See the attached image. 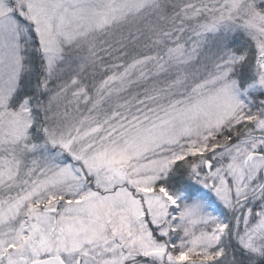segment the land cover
Wrapping results in <instances>:
<instances>
[{
	"label": "snow or ice",
	"instance_id": "6c2138e0",
	"mask_svg": "<svg viewBox=\"0 0 264 264\" xmlns=\"http://www.w3.org/2000/svg\"><path fill=\"white\" fill-rule=\"evenodd\" d=\"M0 264H264V0H0Z\"/></svg>",
	"mask_w": 264,
	"mask_h": 264
}]
</instances>
